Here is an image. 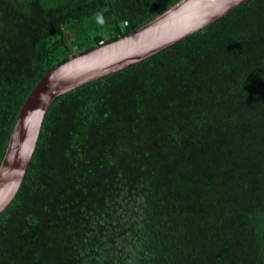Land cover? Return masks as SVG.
<instances>
[{
	"label": "trees",
	"instance_id": "1",
	"mask_svg": "<svg viewBox=\"0 0 264 264\" xmlns=\"http://www.w3.org/2000/svg\"><path fill=\"white\" fill-rule=\"evenodd\" d=\"M177 1L0 0V160L47 71ZM0 264H264V0L57 95Z\"/></svg>",
	"mask_w": 264,
	"mask_h": 264
},
{
	"label": "water",
	"instance_id": "2",
	"mask_svg": "<svg viewBox=\"0 0 264 264\" xmlns=\"http://www.w3.org/2000/svg\"><path fill=\"white\" fill-rule=\"evenodd\" d=\"M245 1L178 0L133 31L70 54L47 71L24 99L0 160V212L22 182L47 107L57 95L152 56Z\"/></svg>",
	"mask_w": 264,
	"mask_h": 264
},
{
	"label": "built area",
	"instance_id": "3",
	"mask_svg": "<svg viewBox=\"0 0 264 264\" xmlns=\"http://www.w3.org/2000/svg\"><path fill=\"white\" fill-rule=\"evenodd\" d=\"M100 43H102V42H100Z\"/></svg>",
	"mask_w": 264,
	"mask_h": 264
}]
</instances>
